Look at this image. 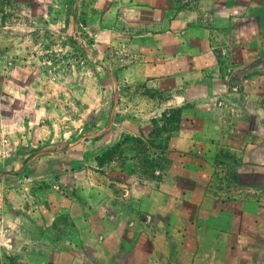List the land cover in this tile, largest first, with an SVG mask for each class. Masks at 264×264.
Masks as SVG:
<instances>
[{
  "label": "rangeland",
  "instance_id": "374dc122",
  "mask_svg": "<svg viewBox=\"0 0 264 264\" xmlns=\"http://www.w3.org/2000/svg\"><path fill=\"white\" fill-rule=\"evenodd\" d=\"M243 91L264 109V0H0V264H99L100 228L142 223L150 264L187 263L196 233L184 217L185 248L154 233L176 220L167 195H264V171L209 164L243 158L208 126L212 110L218 128L227 105L242 108ZM253 134L264 144L263 119ZM226 199L233 231L263 242L264 215H235L240 205ZM200 203L199 217L179 205L206 225L216 204ZM246 205L263 211L264 199ZM51 225L64 247H34ZM256 253L264 264V245Z\"/></svg>",
  "mask_w": 264,
  "mask_h": 264
},
{
  "label": "crops",
  "instance_id": "0c3cea01",
  "mask_svg": "<svg viewBox=\"0 0 264 264\" xmlns=\"http://www.w3.org/2000/svg\"><path fill=\"white\" fill-rule=\"evenodd\" d=\"M181 13L177 18L181 20L183 23L188 24L191 19L186 18V13ZM189 16L191 15V11H188ZM231 19H234L233 17H226L225 20L229 21ZM229 35V33H227ZM230 36V35H229ZM228 36V37H229ZM235 39V38H234ZM238 39H241V37ZM244 39V38H243ZM243 41V40H242ZM237 51V49H236ZM235 51V52H236ZM239 65H237L238 67ZM251 82L249 81L247 84L242 86L243 89H249ZM250 85V86H248ZM243 100H242V108H235L232 105H227L228 109L230 108V112L228 114H225L224 119V125L219 126L216 128V125H218L217 119L218 116H216V110H212V113L209 118V128L212 130V134H217L222 137V147L225 150H230V152H237L239 155H242V159L239 160L237 163H227V162H217L213 161L209 163L212 168L218 169L225 168V167H232L235 166L238 168L237 172L240 175L245 174H255L261 171H264V159H255V158H245L247 156V153L249 151L260 153L261 151L264 152V144H260L257 142L256 138L254 136V126H255V120L263 119L264 120V109L260 108V106L255 103V99L251 97V93L246 94V91H243ZM218 109V108H217ZM228 117V119H227ZM237 117V118H236ZM247 126L246 128L242 129L237 122H242ZM220 125V124H219ZM250 132H253L252 134ZM226 139H235L237 141V145H229L225 144ZM212 146L210 149L215 150ZM229 152V151H227ZM227 163V164H225ZM231 164V165H230ZM208 165V166H210ZM217 177V174H211L208 179V184H212L216 182L214 179ZM224 178L221 182H224ZM208 190H202L200 192H191L190 197L186 199H182L180 197L181 192L170 194V196H166L172 201V211H169V214L172 216V221L174 219V222L171 225H168L167 228H162L161 226L156 227V232H154L157 236V239L161 237H166L167 239H170L171 242L170 245H167L166 241H163L164 246L168 247L171 246V244H174V246L180 248L184 247V241L186 236V228H184V225L182 223V218L184 217V221L187 222L190 226H192L195 229V239L196 244L191 249V257L188 259L187 263L184 264H255L257 261L255 260V257L257 255L256 251L261 248L262 245H264V241L260 242L259 244H253V241H245L241 236L244 234L246 235V231L249 232L251 229H244V227H241L240 230L238 227V231H241L242 234L238 231H233V225L230 223L231 217L230 214V208L225 206V204H228L226 201L222 199H226V195L219 196L218 194L212 193ZM140 191L139 194H142L145 189H138ZM159 193V192H158ZM226 194H230L227 192ZM258 192L256 189L249 187L246 190H239L236 191V195L234 196V199L228 200L232 202L235 205H240L238 207L235 215H244V214H253V213H259L264 215V210L260 211L261 209L258 207V205L252 209V211L247 212L246 202L249 200H263L264 195L258 196ZM229 196V195H228ZM229 198V197H228ZM204 199L208 202L215 203V207L213 209V216L212 219H208L206 221V225H201L195 222V217L201 216V213L203 211L202 204L200 203V200ZM235 200H238L236 203ZM179 202L184 203L187 205L189 213L190 211L195 216L194 219L192 217H189L185 210L180 207ZM232 205V204H231ZM192 208V209H190ZM170 209V210H171ZM234 214V211L231 212ZM259 214V215H260ZM115 215V214H114ZM116 217V215H115ZM178 217L181 219L179 221ZM99 232L101 234H98L99 239V252L97 254L98 263L99 264H150V261L148 259V252L146 247V238H147V232L148 229L145 225L139 226V229L136 230L135 233L132 232V230H123L119 225H110L108 228L99 229ZM264 231V230H263ZM77 234V233H76ZM232 235H235V238H230ZM169 236H172L171 238H167ZM78 238V236H75ZM40 241H38L39 239ZM37 240H35L34 247L38 246H45V250L48 249V247L51 249L54 245L57 247L61 246L64 247V240L66 241V236L60 237L59 234L55 233L54 230H52L51 226H45L44 228V235L42 238L38 236ZM193 239V238H192ZM163 240V238H162ZM165 240V238H164ZM78 241V239L76 240ZM110 246L109 249L104 247V245ZM74 247L78 248L79 244L73 245ZM180 246V247H179ZM185 248V247H184ZM236 248H244L247 249L245 252L244 257H238L237 255H234V252L237 250ZM253 248V249H252ZM122 250V254L114 258V260H111L109 258L110 252L113 250ZM225 251L233 252V256L228 255L225 257ZM49 252V251H48ZM63 252V251H62ZM50 254L54 256L55 258L62 259L63 256L56 255V253L50 251ZM55 254V255H53ZM50 260V259H49ZM52 262V260H50ZM151 264H182L181 259H173L164 261L159 260L158 258L155 260V262H151Z\"/></svg>",
  "mask_w": 264,
  "mask_h": 264
},
{
  "label": "built area",
  "instance_id": "2783aa9c",
  "mask_svg": "<svg viewBox=\"0 0 264 264\" xmlns=\"http://www.w3.org/2000/svg\"><path fill=\"white\" fill-rule=\"evenodd\" d=\"M232 89L235 90V87H233Z\"/></svg>",
  "mask_w": 264,
  "mask_h": 264
}]
</instances>
